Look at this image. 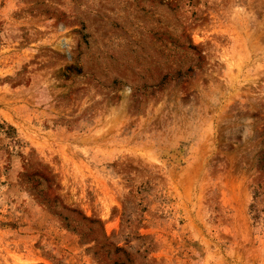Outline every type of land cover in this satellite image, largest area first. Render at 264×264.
I'll return each mask as SVG.
<instances>
[{
  "label": "rangeland",
  "instance_id": "obj_1",
  "mask_svg": "<svg viewBox=\"0 0 264 264\" xmlns=\"http://www.w3.org/2000/svg\"><path fill=\"white\" fill-rule=\"evenodd\" d=\"M0 264H264V0H0Z\"/></svg>",
  "mask_w": 264,
  "mask_h": 264
}]
</instances>
